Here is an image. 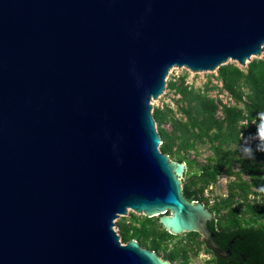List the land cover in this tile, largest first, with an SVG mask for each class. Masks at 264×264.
<instances>
[{
	"label": "water",
	"instance_id": "1",
	"mask_svg": "<svg viewBox=\"0 0 264 264\" xmlns=\"http://www.w3.org/2000/svg\"><path fill=\"white\" fill-rule=\"evenodd\" d=\"M263 46L264 0H0V264H171L121 241L128 210L229 256L151 101L173 67L244 66Z\"/></svg>",
	"mask_w": 264,
	"mask_h": 264
},
{
	"label": "trees",
	"instance_id": "2",
	"mask_svg": "<svg viewBox=\"0 0 264 264\" xmlns=\"http://www.w3.org/2000/svg\"><path fill=\"white\" fill-rule=\"evenodd\" d=\"M216 70L214 77L221 82V91L233 103L210 96L208 92L217 87L210 80L201 87L186 84L184 73L166 83L178 95L175 108L168 103L152 106V116L160 151L186 164L183 196L203 202L213 213L207 227L229 256H219L197 232H185L178 239L161 226L157 216L131 212L115 225L122 242L135 239L172 264H190L189 252L197 255L200 250L211 255L212 264H264V192L258 191L264 186V151L256 149L258 143H264L257 135L259 114L264 113V53L244 66L227 62ZM201 144L210 154L199 164L190 152L199 155ZM245 144L252 147L251 157L241 151ZM221 175L232 179L226 184V194L213 197L209 205L203 192Z\"/></svg>",
	"mask_w": 264,
	"mask_h": 264
},
{
	"label": "rangeland",
	"instance_id": "3",
	"mask_svg": "<svg viewBox=\"0 0 264 264\" xmlns=\"http://www.w3.org/2000/svg\"><path fill=\"white\" fill-rule=\"evenodd\" d=\"M264 48V46H263ZM264 53V50L261 52V54L257 57H261L262 54ZM254 58V57H252ZM228 62H234V61H228ZM237 64V62H234ZM239 65V64H237ZM241 66V65H239ZM216 69L212 70V71H198V72H192L190 70H188L185 67H173L170 69L167 77H166V83L168 80H173L176 79L178 76H180L181 74H186V79H185V83L188 85H193L194 87H201L203 86V84L210 80L211 83L216 84V88H214L213 90L209 91L208 94L210 96H213V98H216V96L220 97L222 99V101H227L228 103H233L232 100H229L227 95H225V93L223 92L224 90L221 91L220 86H221V82L219 80H217L214 75L216 74ZM178 97V95H176L175 93H173V91H170L168 88L165 87L164 91L162 92V94H160L157 98L153 99L152 102V106H159L161 107L163 105V103H168L172 108H175V103H174V99H176ZM166 128H169V125H166ZM199 150V155L195 156L193 154V152H190V157H194L197 162L199 164H202L205 162V158L210 154V151L207 149V146L205 144H201L198 147ZM232 179L230 177H227L225 175H221L218 177L217 181L215 182V184L209 185V187L207 189L204 190L203 195L206 196L208 198V204L210 205L212 202V198L218 195H225L227 188H226V184L227 182ZM182 181V179H181ZM131 212V210H128L127 213L124 216H128ZM134 213V212H133ZM122 216L118 217L117 219L121 218ZM115 219V221L117 220ZM114 228L117 229L116 225H114ZM117 233H118V229H117ZM185 234H179L177 236V238H184ZM176 238V239H177ZM175 239V240H176ZM190 255V264H211L209 262L211 255L210 254H205L203 250H200L197 255H193L192 251L189 252ZM172 264V263H171Z\"/></svg>",
	"mask_w": 264,
	"mask_h": 264
},
{
	"label": "clouds",
	"instance_id": "4",
	"mask_svg": "<svg viewBox=\"0 0 264 264\" xmlns=\"http://www.w3.org/2000/svg\"><path fill=\"white\" fill-rule=\"evenodd\" d=\"M261 117V122L258 125V132L257 135L261 140H264V113L259 114ZM256 149L258 151H264V143H258L256 145ZM241 151L245 157H251L253 154L252 147L249 144H245L242 148ZM260 192H264V186L260 187L258 189Z\"/></svg>",
	"mask_w": 264,
	"mask_h": 264
},
{
	"label": "built area",
	"instance_id": "5",
	"mask_svg": "<svg viewBox=\"0 0 264 264\" xmlns=\"http://www.w3.org/2000/svg\"><path fill=\"white\" fill-rule=\"evenodd\" d=\"M223 92L225 93V95L228 96V97H226V98H228L229 100H232L231 97L229 96V94H228L225 90H224ZM218 96H219V95H218ZM218 96H216V98H219V99L222 101V99H221L222 97L220 96V97H221V98H220V97H218ZM212 97H213V96H212ZM222 102H223V101H222ZM223 103H225V104H230V103H228L227 101H224ZM115 230L117 231L116 228H115Z\"/></svg>",
	"mask_w": 264,
	"mask_h": 264
},
{
	"label": "flooded vegetation",
	"instance_id": "6",
	"mask_svg": "<svg viewBox=\"0 0 264 264\" xmlns=\"http://www.w3.org/2000/svg\"><path fill=\"white\" fill-rule=\"evenodd\" d=\"M205 254H208V253H205ZM211 258V257H210ZM211 263V262H210ZM212 264V263H211Z\"/></svg>",
	"mask_w": 264,
	"mask_h": 264
}]
</instances>
